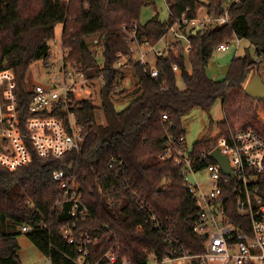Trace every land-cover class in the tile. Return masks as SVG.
<instances>
[{"label":"trees","instance_id":"trees-1","mask_svg":"<svg viewBox=\"0 0 264 264\" xmlns=\"http://www.w3.org/2000/svg\"><path fill=\"white\" fill-rule=\"evenodd\" d=\"M148 1L0 0V69L15 74L22 122L29 115L31 99L25 80L28 69L36 60L47 61L58 24H62V47L68 50L66 59L90 75L102 73L107 97L103 99L104 121L98 120L96 104L81 102L84 135L78 150L62 158L33 154L29 164L15 170L0 165V264H23L17 239L23 224L32 226L26 234L51 264H79L77 243L85 233L96 237L87 245L86 259L91 262L102 261L111 249L132 264H147L150 253L161 259L173 246L171 239L153 227L147 209H137L139 201L156 214L170 238L178 240L176 246L202 250L205 237L193 229L196 199L182 180L179 166L162 157L166 122L161 116L167 114L169 131L178 136L184 133L185 114L194 107L208 112L222 98L224 118L217 122L219 134L211 137L209 129L192 144L194 151L208 149L219 136L231 135L238 128H251L264 138V98L253 99L244 91L250 71L260 63L244 54L232 58L223 78H212L206 71L216 46L235 36L250 41L264 59V0L233 4L227 24H210L189 35V49L181 41L174 42L173 50L154 59L158 78H151L138 62L129 61L135 87L127 93L128 104L116 110L109 94L114 82L125 77L122 68H116L117 53H131L122 27L136 24L139 39L157 44L184 11L186 17H193L205 6L209 15L222 14L224 0H170L167 21L154 15L140 23V9ZM96 34L106 41L103 68L88 43ZM173 65L179 68L178 75ZM178 77L183 88L177 85ZM162 83L167 88L162 89ZM245 101H251L249 113L241 109ZM55 169L79 185L89 211L83 220H73L66 206L55 207L61 198L58 182L52 178ZM64 226L73 242L65 239Z\"/></svg>","mask_w":264,"mask_h":264},{"label":"built area","instance_id":"built-area-1","mask_svg":"<svg viewBox=\"0 0 264 264\" xmlns=\"http://www.w3.org/2000/svg\"><path fill=\"white\" fill-rule=\"evenodd\" d=\"M241 1L224 0L223 13L218 15H209L205 6H200L193 17H186L184 11L159 40L162 47L157 46L159 42L151 44L147 39H139L136 24L132 28L123 26L131 53L118 52L116 68H122L125 73L124 69L130 67L129 61L133 60L142 65L151 78H158L159 71L154 67L156 57L173 50L174 42L178 41L189 49V35L197 29L210 24L219 27L227 24L230 6ZM168 34L175 38L173 43L167 41ZM240 41L241 38L235 36L219 43L216 51L228 50L233 42L239 46ZM88 43L97 64L103 68L106 41L96 34L88 38ZM67 53L60 37L59 49L55 52L49 49L47 61L42 60L44 74L31 85L26 83L31 99L29 115L23 122L15 74L11 69H0L1 166L15 170L29 164L33 154L46 159L62 158L79 149L84 135L79 118L81 102L89 100L97 104L94 98L106 99L105 78L102 73L90 75L81 70L79 64L66 59ZM56 54H59L57 58ZM255 54V60L260 63L263 58ZM172 69L177 75L180 73L177 65ZM129 81L125 75L121 81L114 82L109 94L113 104L112 97L118 99L121 90L130 89ZM262 81L264 83V77ZM161 88L167 85L162 83ZM161 117L166 122L162 157L172 159L179 166L182 180L195 197L198 212L193 229L205 237V242L198 252L176 246L178 240L170 238V231L162 227L156 214L139 201L137 209H147L144 211L153 227L171 239L173 245L161 259L150 253L154 264H264V138L251 128H238L231 135L219 136L208 149L196 152L187 145L183 134L174 136L169 131L171 123L167 114ZM214 150L227 158L230 173L210 155ZM200 172L207 174V189L198 176ZM52 178L58 182L61 194L55 207L63 209L66 206L73 220H83L89 211L75 179L61 169L53 170ZM20 230L27 233L32 226L23 224ZM62 231L65 239L74 241L67 226L62 227ZM95 241L96 237L82 235L77 243L81 253L77 258L79 264H132L126 257L119 258L112 249L104 253L102 261L87 260V245Z\"/></svg>","mask_w":264,"mask_h":264},{"label":"rangeland","instance_id":"rangeland-1","mask_svg":"<svg viewBox=\"0 0 264 264\" xmlns=\"http://www.w3.org/2000/svg\"><path fill=\"white\" fill-rule=\"evenodd\" d=\"M169 1L170 0H149L148 4L143 5L140 9L139 22L144 23L154 15H158V18L162 21H167L169 19V9L167 4ZM198 1L206 2V0ZM61 32L62 24H58L55 28V37L49 42L50 52H55L59 49V40L61 37ZM166 39L169 43H173L175 41V38L171 34H168ZM162 45V42H159L157 44L158 47H162ZM244 54H248L253 58H256L254 46L247 39H241L239 46H237V44L233 42L228 50L215 51L207 65V67H210V75L218 79L223 78L227 72L228 66L232 58L234 56H242ZM58 56L59 54H56L55 58H57ZM124 70L126 71L125 75L127 76V79L130 80L129 83H131V87L130 89H126V92H124V94H120L118 99L116 97H112L116 110L123 109L128 104L130 98H126L127 93L133 90V88L135 87V81L132 79V68L127 66ZM255 73H258L261 77H264V59L260 62L258 67H253V69L250 71L248 81ZM43 74L44 68L42 60L40 59L34 61L28 69L25 78L26 83L31 85L32 82L37 81ZM177 85L180 88L184 87L183 81L179 77L177 78ZM94 99L97 102L96 114L98 120L104 121L106 117L103 111V101L98 97ZM250 105L251 101H245V103L241 105V109L249 113L251 112ZM223 118L224 113L222 108V98H219L208 112L198 107L192 108L187 114L182 117V125L184 131L183 135L187 145L192 146L194 142L200 140L207 132H209V129L210 136L216 137L219 134L217 122L221 121ZM210 119L213 120V124H210ZM198 176L201 181H204L203 186L207 189L208 181L205 180L207 174L204 172H200ZM17 239L19 244L18 254L23 264H51L49 257L44 255L36 247V245L29 239L25 232L20 231L17 236ZM154 263L155 260L152 256H150L147 264ZM165 264L172 263L167 262Z\"/></svg>","mask_w":264,"mask_h":264},{"label":"water","instance_id":"water-1","mask_svg":"<svg viewBox=\"0 0 264 264\" xmlns=\"http://www.w3.org/2000/svg\"><path fill=\"white\" fill-rule=\"evenodd\" d=\"M244 91L253 99L264 98V83L258 73H255L247 81ZM210 155L222 165L225 171L230 173L228 160L224 155L220 154L217 150L212 151Z\"/></svg>","mask_w":264,"mask_h":264},{"label":"crops","instance_id":"crops-1","mask_svg":"<svg viewBox=\"0 0 264 264\" xmlns=\"http://www.w3.org/2000/svg\"><path fill=\"white\" fill-rule=\"evenodd\" d=\"M210 67L208 66L207 68H206V71H207V73H208V75L210 76V77H212L211 75H210ZM212 78H214V77H212Z\"/></svg>","mask_w":264,"mask_h":264}]
</instances>
